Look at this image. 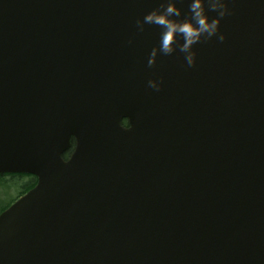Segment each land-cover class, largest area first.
Listing matches in <instances>:
<instances>
[{"label": "water", "instance_id": "obj_1", "mask_svg": "<svg viewBox=\"0 0 264 264\" xmlns=\"http://www.w3.org/2000/svg\"><path fill=\"white\" fill-rule=\"evenodd\" d=\"M163 3L0 0V174L38 178L0 264H264V0L205 3L192 67L137 26Z\"/></svg>", "mask_w": 264, "mask_h": 264}, {"label": "clouds", "instance_id": "obj_2", "mask_svg": "<svg viewBox=\"0 0 264 264\" xmlns=\"http://www.w3.org/2000/svg\"><path fill=\"white\" fill-rule=\"evenodd\" d=\"M217 12L218 16H223L226 12L222 0H190L188 11L191 13L189 19L184 21H175L172 17L179 16L180 10L172 0H164L162 10L153 11L147 14L143 22L137 21L139 30H143V24H157L162 28L160 35L159 51L164 55H172L174 52L183 54L184 61L188 67L195 65V54L192 51L194 44L200 43L204 39L215 37L219 41H224L225 35L219 33V21L210 18L204 5ZM177 36L183 38L182 44H177ZM155 51L151 54L148 65L151 67L154 63ZM148 86L156 91L162 87V78L157 81L150 79Z\"/></svg>", "mask_w": 264, "mask_h": 264}, {"label": "rangeland", "instance_id": "obj_3", "mask_svg": "<svg viewBox=\"0 0 264 264\" xmlns=\"http://www.w3.org/2000/svg\"><path fill=\"white\" fill-rule=\"evenodd\" d=\"M31 178L27 176H3L0 177V213L6 210L12 203L30 191Z\"/></svg>", "mask_w": 264, "mask_h": 264}, {"label": "trees", "instance_id": "obj_4", "mask_svg": "<svg viewBox=\"0 0 264 264\" xmlns=\"http://www.w3.org/2000/svg\"><path fill=\"white\" fill-rule=\"evenodd\" d=\"M124 124H126V121L124 122ZM67 156V154L65 155V157Z\"/></svg>", "mask_w": 264, "mask_h": 264}]
</instances>
